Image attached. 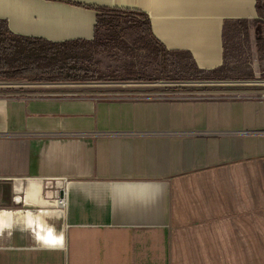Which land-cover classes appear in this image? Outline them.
Listing matches in <instances>:
<instances>
[{"label": "crops", "instance_id": "crops-1", "mask_svg": "<svg viewBox=\"0 0 264 264\" xmlns=\"http://www.w3.org/2000/svg\"><path fill=\"white\" fill-rule=\"evenodd\" d=\"M257 2L0 0L12 34L51 42L92 40L102 8L140 10L224 92L0 85V264H264Z\"/></svg>", "mask_w": 264, "mask_h": 264}, {"label": "rangeland", "instance_id": "rangeland-1", "mask_svg": "<svg viewBox=\"0 0 264 264\" xmlns=\"http://www.w3.org/2000/svg\"><path fill=\"white\" fill-rule=\"evenodd\" d=\"M255 28L259 35V56L264 59V15L256 22ZM2 33L0 46H23L21 40L6 30ZM58 53L60 57L69 56L66 59H72L71 64L78 68L81 75L80 80L62 82L77 84L78 88L84 90H100L107 84H117V88L149 89L151 93L147 94L155 97H196L224 93L215 92L221 89L214 90V84L197 82L200 77L194 73L191 60L185 55H171L165 51L151 37L145 19L130 13L106 11L99 18L92 40L71 42L59 48ZM47 78L45 76L40 81H50ZM25 82L32 81L0 77V85L3 86H19Z\"/></svg>", "mask_w": 264, "mask_h": 264}, {"label": "trees", "instance_id": "trees-1", "mask_svg": "<svg viewBox=\"0 0 264 264\" xmlns=\"http://www.w3.org/2000/svg\"><path fill=\"white\" fill-rule=\"evenodd\" d=\"M257 8L259 15L263 16L264 0H258ZM102 10L130 13L145 17L148 32L160 45L151 32L149 19L144 12L135 9L119 8H102ZM3 30H6L9 34L21 40L23 46L20 48H16L15 46H0V77L23 78L28 81L44 80L45 76H47V79L50 81L81 79V75L77 70L78 68L71 64L72 59H66L69 56L60 57L58 53L59 48L66 47L69 43L74 41L51 42L43 39L16 36L8 30L4 23L0 22V36L3 34ZM168 79L178 80V78Z\"/></svg>", "mask_w": 264, "mask_h": 264}, {"label": "built area", "instance_id": "built-area-1", "mask_svg": "<svg viewBox=\"0 0 264 264\" xmlns=\"http://www.w3.org/2000/svg\"><path fill=\"white\" fill-rule=\"evenodd\" d=\"M258 82V81H257ZM259 82H261V81H259ZM262 84L264 85V81H262ZM259 94H260V96H262V97H264V86H263V88H261L260 90H259ZM63 199V198H62ZM62 203H64V199H63V202Z\"/></svg>", "mask_w": 264, "mask_h": 264}, {"label": "bare ground", "instance_id": "bare-ground-1", "mask_svg": "<svg viewBox=\"0 0 264 264\" xmlns=\"http://www.w3.org/2000/svg\"><path fill=\"white\" fill-rule=\"evenodd\" d=\"M60 202L62 203V201L60 200Z\"/></svg>", "mask_w": 264, "mask_h": 264}]
</instances>
